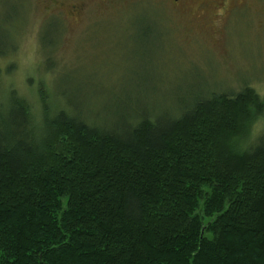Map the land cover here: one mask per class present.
Returning <instances> with one entry per match:
<instances>
[{
    "label": "trees",
    "instance_id": "trees-1",
    "mask_svg": "<svg viewBox=\"0 0 264 264\" xmlns=\"http://www.w3.org/2000/svg\"><path fill=\"white\" fill-rule=\"evenodd\" d=\"M192 98L37 120L0 101V264H264V131L235 139L264 103L250 87Z\"/></svg>",
    "mask_w": 264,
    "mask_h": 264
},
{
    "label": "rangeland",
    "instance_id": "rangeland-1",
    "mask_svg": "<svg viewBox=\"0 0 264 264\" xmlns=\"http://www.w3.org/2000/svg\"><path fill=\"white\" fill-rule=\"evenodd\" d=\"M245 87L264 103V0H0V101L16 94L36 120L65 101L85 115L129 103L171 114ZM263 131L264 109L237 148Z\"/></svg>",
    "mask_w": 264,
    "mask_h": 264
},
{
    "label": "flooded vegetation",
    "instance_id": "flooded-vegetation-1",
    "mask_svg": "<svg viewBox=\"0 0 264 264\" xmlns=\"http://www.w3.org/2000/svg\"><path fill=\"white\" fill-rule=\"evenodd\" d=\"M171 1H172L173 4H179V3L183 2L184 0H171ZM224 1L225 0H221V3L224 2ZM72 10L75 11V12L78 11L77 7H73Z\"/></svg>",
    "mask_w": 264,
    "mask_h": 264
}]
</instances>
